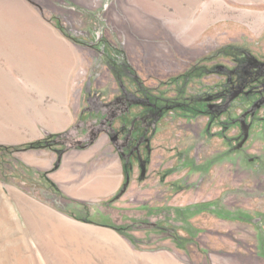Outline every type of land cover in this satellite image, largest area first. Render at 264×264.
I'll return each mask as SVG.
<instances>
[{"label": "rangeland", "instance_id": "374dc122", "mask_svg": "<svg viewBox=\"0 0 264 264\" xmlns=\"http://www.w3.org/2000/svg\"><path fill=\"white\" fill-rule=\"evenodd\" d=\"M0 25L71 60L89 115L32 144L52 171L104 138L126 175L73 199L0 145V264H264V0H0Z\"/></svg>", "mask_w": 264, "mask_h": 264}, {"label": "crops", "instance_id": "0c3cea01", "mask_svg": "<svg viewBox=\"0 0 264 264\" xmlns=\"http://www.w3.org/2000/svg\"><path fill=\"white\" fill-rule=\"evenodd\" d=\"M1 29L0 25V145L21 148L18 163L49 172L52 181L72 183L63 191L70 198L109 199L121 188L126 175L119 156L104 138L84 147L73 145L56 171L52 169L60 146H32L45 137L78 133L89 115L87 108L85 113L79 112L80 107L75 108L76 102L67 95L71 60L55 42L48 38L42 41L39 32ZM101 136H105L104 131Z\"/></svg>", "mask_w": 264, "mask_h": 264}, {"label": "bare ground", "instance_id": "6f19581e", "mask_svg": "<svg viewBox=\"0 0 264 264\" xmlns=\"http://www.w3.org/2000/svg\"><path fill=\"white\" fill-rule=\"evenodd\" d=\"M34 212H31V211H29V210H26V213L24 214V216L26 217V221H27V223L29 224V225H34L36 222H38L37 220L38 219H36V216H35V214H33ZM39 220H41V219H39Z\"/></svg>", "mask_w": 264, "mask_h": 264}]
</instances>
